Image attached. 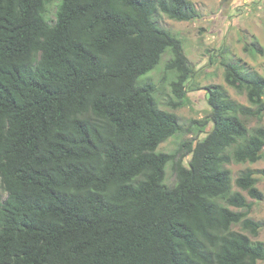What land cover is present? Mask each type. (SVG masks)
<instances>
[{"label": "trees", "instance_id": "16d2710c", "mask_svg": "<svg viewBox=\"0 0 264 264\" xmlns=\"http://www.w3.org/2000/svg\"><path fill=\"white\" fill-rule=\"evenodd\" d=\"M160 13L198 14L190 0H0V264L264 261V244L244 233L256 238L264 224L248 217L253 205L226 168L262 158L264 128L245 120L263 116L264 77L222 63L249 107L209 86L212 130L158 152L182 127L142 79L168 53L162 80L174 77L177 109L192 72L181 40L154 21ZM233 183L264 199L252 170Z\"/></svg>", "mask_w": 264, "mask_h": 264}, {"label": "rangeland", "instance_id": "374dc122", "mask_svg": "<svg viewBox=\"0 0 264 264\" xmlns=\"http://www.w3.org/2000/svg\"><path fill=\"white\" fill-rule=\"evenodd\" d=\"M190 1L198 13L191 22L173 21L161 13L154 17L159 27L181 40L183 53L192 71L184 86L186 97L183 106L172 109L169 105L170 101L174 100L169 85L174 77L168 75L166 80H162L164 65L169 58L168 53L163 54L159 65L142 79L156 85L154 97L158 108L176 114L182 127L180 133L159 145L157 151L163 153H174L186 142L195 144L202 141L212 130L213 125L209 121L210 108L207 104V87L221 85L231 99L249 107L245 95L238 94L225 84L222 63L239 62L247 70L255 71L264 77V57L256 54L250 47L252 43H258L264 49V0ZM54 12L55 5L49 10L50 20L54 19ZM204 122L205 126L202 125ZM245 123L248 129L259 126L264 128V113L261 120L247 119ZM189 159L190 156L184 158L186 166ZM226 168L231 172L233 191L241 192L247 202L253 205L248 217L264 224V199L260 202L250 199L233 183L241 171L250 169L258 179L257 188L264 196V149L262 158L258 162L231 163ZM174 180L171 164H168L165 170V183L171 186ZM0 192L2 193L1 188ZM230 209L235 212L244 211L232 207ZM232 229L241 232L239 226H233ZM244 233L250 237L251 241L264 244V228L260 230L256 238L247 232ZM257 264H264V261H259Z\"/></svg>", "mask_w": 264, "mask_h": 264}]
</instances>
